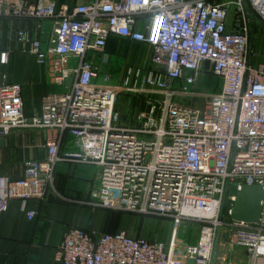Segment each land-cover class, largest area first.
<instances>
[{
	"label": "built area",
	"instance_id": "built-area-1",
	"mask_svg": "<svg viewBox=\"0 0 264 264\" xmlns=\"http://www.w3.org/2000/svg\"><path fill=\"white\" fill-rule=\"evenodd\" d=\"M0 18L53 23L45 47L25 31L17 40L30 44L49 82L64 88L45 95L39 113L27 117L21 87L0 86V135L46 133L44 158L26 161L17 180L0 176V216L12 200L44 201L57 163L90 164L97 169L95 206L168 219L174 237L163 244L69 228L56 262L214 264L219 249L220 264H264V53L258 59L252 49L259 27L264 33V0H88L72 10L0 0ZM110 37L149 50L145 65L126 66L113 85L86 59L97 53L107 64ZM205 75L218 88L197 91ZM120 95L143 108L132 120L116 111ZM243 185L262 188L257 224L225 221ZM182 224L199 229L195 244L178 242Z\"/></svg>",
	"mask_w": 264,
	"mask_h": 264
},
{
	"label": "crops",
	"instance_id": "crops-1",
	"mask_svg": "<svg viewBox=\"0 0 264 264\" xmlns=\"http://www.w3.org/2000/svg\"><path fill=\"white\" fill-rule=\"evenodd\" d=\"M29 1L51 3L56 10L61 7L72 10L88 0ZM206 1L216 4L226 0ZM233 19L234 14L231 13L228 29L233 27ZM52 26L53 23L46 20L0 18V55L4 54L6 59L4 64L0 63V86L16 84L21 87L23 112L27 117L39 113L41 99L58 92L62 86L49 82L48 69L37 63L30 53L29 43L21 44L17 40V33L25 31L31 40L39 41L45 47L51 37ZM104 53L111 58H108L107 64H101L100 54L97 53H89L86 59L98 69L99 75H109L113 85L126 66L145 65L149 50L144 45L110 37ZM113 54H123L125 59L133 61L132 65L116 64L118 69L107 67L112 63ZM218 86L217 80L211 89ZM142 110L137 98L119 96L116 111L119 114L125 112L124 121L132 120ZM45 141L46 133L37 130H15L8 135H0V176L19 179L26 161L44 158ZM66 141L67 138L63 144ZM62 150L63 147L60 152ZM96 175L97 169L93 165L60 162L54 167L52 184L46 191L44 201H10L6 212L0 216V264H60L55 261L54 255L64 232L69 228L130 234L129 215L133 214L105 210L95 206L91 200L96 189ZM31 211L36 216L30 221L27 215Z\"/></svg>",
	"mask_w": 264,
	"mask_h": 264
},
{
	"label": "rangeland",
	"instance_id": "rangeland-1",
	"mask_svg": "<svg viewBox=\"0 0 264 264\" xmlns=\"http://www.w3.org/2000/svg\"><path fill=\"white\" fill-rule=\"evenodd\" d=\"M259 31L254 35V43L252 45L253 51L258 53V59H262L263 56V50H264V33L260 31V27L258 29ZM109 60L111 59L108 57ZM133 61L129 59H125L123 54H113L112 56V63L107 65L109 68H116L118 69L119 66H125V65H132ZM119 65L117 67V65ZM217 80L211 75H205L203 80H199V85L197 88V91L200 92H211L212 87L216 84ZM214 88L213 90H215ZM58 92H64V88H60ZM125 99V98H124ZM128 100V98H127ZM121 111V110H120ZM122 118H124L125 112L122 111L120 114ZM129 219L131 222L130 226V234L126 233L127 235L131 237H140L145 240L157 242V243H168L172 237H174V229L173 224L170 220L155 217V216H135V215H129ZM230 218L225 217V221H229ZM199 235V229L196 226L190 225V224H182L177 230V234L175 235L178 239V242L181 245H193L196 243ZM219 255L220 250L217 249L215 252V260L214 264H220L219 262ZM234 256L237 257L238 260L245 259L243 250L241 249H235L234 250ZM239 264H244L239 263Z\"/></svg>",
	"mask_w": 264,
	"mask_h": 264
},
{
	"label": "water",
	"instance_id": "water-1",
	"mask_svg": "<svg viewBox=\"0 0 264 264\" xmlns=\"http://www.w3.org/2000/svg\"><path fill=\"white\" fill-rule=\"evenodd\" d=\"M72 78L65 82V88H70ZM263 191L260 186L243 185L235 194L229 218L233 222H244L246 224H257L261 214V201Z\"/></svg>",
	"mask_w": 264,
	"mask_h": 264
},
{
	"label": "trees",
	"instance_id": "trees-1",
	"mask_svg": "<svg viewBox=\"0 0 264 264\" xmlns=\"http://www.w3.org/2000/svg\"><path fill=\"white\" fill-rule=\"evenodd\" d=\"M128 96V95H127ZM132 98H134L133 96H131ZM117 102H118V99H117ZM116 106H117V103H116Z\"/></svg>",
	"mask_w": 264,
	"mask_h": 264
}]
</instances>
